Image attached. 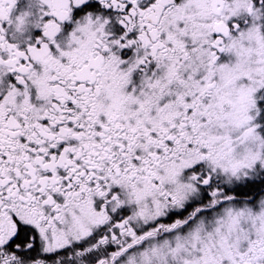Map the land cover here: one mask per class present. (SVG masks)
Instances as JSON below:
<instances>
[{
    "label": "snow or ice",
    "instance_id": "snow-or-ice-1",
    "mask_svg": "<svg viewBox=\"0 0 264 264\" xmlns=\"http://www.w3.org/2000/svg\"><path fill=\"white\" fill-rule=\"evenodd\" d=\"M0 264H264V0H0Z\"/></svg>",
    "mask_w": 264,
    "mask_h": 264
}]
</instances>
